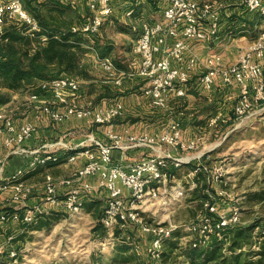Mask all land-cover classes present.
Masks as SVG:
<instances>
[{"label":"built area","instance_id":"built-area-1","mask_svg":"<svg viewBox=\"0 0 264 264\" xmlns=\"http://www.w3.org/2000/svg\"><path fill=\"white\" fill-rule=\"evenodd\" d=\"M90 14L85 20L72 27L73 32L96 34L105 20L114 12V0H86ZM123 1L127 5L126 15L132 16L135 8L132 6L138 0ZM243 5L249 11H259L264 14V0H162V17L154 22L142 23L140 35L134 50L141 57L139 74L144 76L149 84L144 88V95L150 103L158 108H168L170 101L187 94L188 85L201 68L198 86L211 91L220 82L226 86L238 84L239 93L233 107L234 115L240 117L250 112L260 103H264V29L259 36L243 51L238 60L226 65L223 56L218 51H210L202 56L196 49V44L216 41L220 37L222 11L228 5ZM17 18L25 25V30L31 36H37L42 30L38 19L28 11L23 0L0 1V28L6 18ZM42 35L43 41L48 40ZM95 50V48L93 47ZM96 58L103 69L112 77L116 84H122L125 77L131 76V71L121 69L109 56L96 52ZM44 90L65 89L77 94L80 91V81L71 75L63 74L40 83ZM38 94H33L36 98ZM39 112L50 115L55 121L63 122L72 116L87 118L95 123H109L123 115L124 105L116 102L109 107H94L92 103L81 105L77 102H66L63 108L56 102H48L39 107ZM229 119V118H228ZM227 122L226 117L217 115L211 123ZM36 125L32 121L17 125L13 115L6 110H0V134H6L5 143L9 146L20 144L33 136ZM109 136L111 144L101 141L94 142L78 149L67 156L69 162L86 158V162L64 179H57L48 173L45 179L46 201L52 206H62L68 212H79L84 206V193L92 189L91 177H98L99 184L108 190L107 205L103 211L101 222L106 229H121L138 233L149 238L146 244L141 240L131 239L134 252L137 255L148 254L153 260L161 262L165 240L172 237L176 228L161 221H150L147 212L162 205L165 210L171 209L189 189L198 186V176L204 172L208 185L214 182H224L227 173V162L224 160L206 162L202 159L204 153L197 156L180 157L175 152L180 149L192 151L198 148L199 138L185 140L182 133V123L173 120L170 129L154 134L128 133L120 134L111 128ZM129 143L125 147H135L147 144L154 147L160 143L171 145L167 153H150L142 160L122 165L114 163L113 149L123 147L122 141ZM6 157L0 155V181L6 169ZM61 157L53 154L36 155L31 166L58 162ZM192 163L186 177L190 178L187 188L177 183L175 174L170 171L171 163L179 166ZM25 169L20 168L11 175L12 197L16 202L24 203L33 190L23 176ZM66 185L63 198L60 197V187ZM7 187L6 184H4ZM207 197L197 220L190 227V238L193 246L209 243L213 237L224 239V230L242 221V210L238 203L230 204L223 209L221 203L212 195L209 186L205 189ZM222 194V192H221ZM27 206V205H25ZM45 210L40 205L25 207L23 220L33 222ZM7 214L1 218L6 219ZM15 218H19L16 214ZM138 231V232H136ZM1 248V245H0ZM1 250V249H0ZM13 254L14 251H12ZM137 264H152L148 261H138Z\"/></svg>","mask_w":264,"mask_h":264},{"label":"rangeland","instance_id":"rangeland-1","mask_svg":"<svg viewBox=\"0 0 264 264\" xmlns=\"http://www.w3.org/2000/svg\"><path fill=\"white\" fill-rule=\"evenodd\" d=\"M30 1L32 6L41 10L42 18L51 22L53 15H60V11L53 8L56 1L70 3L76 7H73L70 16H67L68 13L64 15L66 18H71L74 24H81L90 14L86 0ZM24 4L26 6V0H24ZM132 6L135 7L132 16L126 18L125 11L120 9L119 14L117 12L115 16H110L105 20L98 33L79 35L80 39L75 40L77 44H73L74 46L66 50L65 64L71 57L73 67L65 73L80 81L83 93L86 96H92V105H95L97 99L100 98V96H95L99 85L107 87L109 95H112L113 86L116 83L94 59V51L90 45L95 46L101 55L111 57L120 67L126 68L135 56L133 47L138 35L140 19L154 22L162 17L161 12L157 8L151 7L147 0H138ZM32 13L34 14V12ZM255 13L259 15L260 12ZM257 24L259 27H253V31H251L254 39L264 28L263 16H261V20H257ZM133 25L137 27V30L132 28ZM3 30L4 27H1L0 31ZM41 41L43 42L42 39ZM31 45L33 48L36 47L37 41H33ZM19 47V53H22L27 46L19 45ZM216 51L220 52L224 58V50ZM29 59L28 55L24 56L26 64ZM190 86L189 83L188 87ZM34 88L30 86L10 91V100L15 94L17 95L15 103H26L33 94ZM192 89L189 88L188 94L184 97L170 101L168 108L151 107L149 100L143 97L146 105L141 109V116L138 118H141L142 114L147 117L153 133L167 131L173 120H179L182 123L183 137L185 139L199 138L200 144L192 151L183 149L176 151L178 156L184 157L188 154L203 152L202 159L206 162L221 160L227 162L228 171L225 175L227 182H214L212 185H208L212 195L221 203V207L225 210L230 204L238 203L241 206L243 223L264 217V201L249 200L247 197L250 193L264 189V103L256 105L254 109L240 117L228 109L229 112L225 114L230 118L229 122L222 120L211 123L212 117H215L218 111L214 107L217 106L215 101H220V98L213 100L210 95L214 91L209 93L203 89L196 88L198 91ZM215 91L219 92L218 89ZM230 92L229 94L226 90L225 94H229L227 105L231 106L230 102L234 103L233 100L237 97L233 96L238 94V91L234 89ZM129 103L131 104L130 101ZM11 108L12 110L8 108L7 112L15 114L17 109ZM133 118V122L138 120L137 117ZM68 163L69 165L66 166ZM75 163L66 159L55 163L58 166H54V163L48 165L36 175L34 174L35 176L32 178H26L27 183L33 184V189H36L39 183H43L48 172L55 177L56 175H70L73 172V166H78ZM81 164L83 165V163ZM189 165L190 163L187 162L179 166L171 163L170 167L175 174L177 183L186 188L190 186V178L185 176ZM196 189L187 190L185 195L168 211L162 205H157L152 212L146 213L148 220L173 225L180 233V237L171 240L177 243L176 247L171 248L170 241L164 245V254L162 253L161 260L164 264H190L186 253L190 238L189 227L197 220L203 207L200 200L201 192ZM30 197L24 201V205L32 206L29 204ZM107 198L104 189L95 193L93 199L98 203L101 213L107 205ZM91 201L93 200L87 201L79 212H68L62 206H44L45 211L51 212L50 223L41 228L30 226L27 229L28 226L25 227L22 224L20 228L16 226L18 231H15V227L9 229L4 223L8 222L7 220L0 223V264H137L138 261L158 264L159 261L153 260L148 254L137 255L134 252L131 244L132 238L141 240L143 244L149 240L140 232L132 233L130 232L131 228L125 230V235L123 232H118L117 229H107L105 233L94 231L99 219L94 214L93 207L90 205ZM25 229L27 232H24ZM262 230H264V219L263 223L256 227L255 233L259 234ZM22 234L23 236H21ZM129 234L132 237L130 239L127 238ZM124 245L129 246L127 252L119 249ZM259 247L258 244H255L254 249H259Z\"/></svg>","mask_w":264,"mask_h":264},{"label":"crops","instance_id":"crops-1","mask_svg":"<svg viewBox=\"0 0 264 264\" xmlns=\"http://www.w3.org/2000/svg\"><path fill=\"white\" fill-rule=\"evenodd\" d=\"M123 1L125 0H114L115 9L110 16H115L117 12L119 14L120 9H122L123 12L125 11L124 15H126L127 5L123 4ZM161 1L162 0H147L150 6L157 8L162 15L163 5H161ZM135 3H137V1ZM86 4L88 6L87 1ZM255 12L256 11H249L244 6L241 5H228L227 8H225L222 11L221 14L222 23H221V31H220L219 39L216 41H210L205 43L203 42L197 44L196 47L197 51L202 56H205L210 51H216L221 49V51L224 50V55H225L223 59L224 63L226 65L234 63L236 60H238L240 53L245 51L249 47V45L256 39V38L254 39L253 35L251 34V31H253L252 30L253 27L256 28L259 27L257 21L255 22L253 21L254 20L253 15H255ZM126 18H128V16ZM140 21L141 23L139 24L138 30L136 26L133 25L132 27L138 32L137 38L140 35L142 23L148 20L140 19ZM137 38L135 40V44ZM45 42L46 41H43V43ZM93 47L95 48V50L93 49ZM134 47H133V51L135 52ZM90 48H92L94 51L93 53L95 56L94 59L99 63V61L96 58V52L99 53V51L93 45H90ZM117 65L119 66V64ZM140 65H141V57L135 53L133 60H131L128 63L126 68H122L119 66L123 70L131 71V76L125 77L122 84L120 85L114 83L115 85L113 86L114 89L112 95L111 94L109 95L110 93L108 91L109 89L102 85H99L100 87H98L99 89L95 93V96H100V98L97 99V103L93 105L94 107H109L115 104L116 102L123 103L124 113L123 115H121L120 117L114 120L112 126L109 123H95L89 121L87 118H79L77 116H72L70 119L63 122H57L50 115L39 112V107H41L45 103L52 101L56 102V106L59 107L60 109L65 106V101L77 102L81 105H87L88 103H93L92 96L90 95L86 96L81 88L80 91L77 92V94H73L71 91L65 89H59V90L42 89L41 92H37L39 94L36 98L32 97L33 94H36V92L34 91L31 97L29 98L28 102L18 103L19 105L15 103L17 95L14 94L11 100L7 101L4 104L0 103V110L7 111L8 108L12 110L11 107L17 109L14 112L15 114L10 113L11 115L14 116L17 125H20L28 121H32L36 125V130L33 136L26 139L24 142L20 144L9 146L5 143L6 134H0V155L5 156L7 159L6 169L2 174L0 181V223L7 220L8 222H4V223L9 227V229L15 227L14 229L15 231H18V228L16 226H19L20 228L21 225L20 219L15 218L17 212L12 216L7 217L6 219L1 218L2 214L6 212L5 209L8 210L10 208V209L18 210L24 208L25 206L24 205L25 203L16 202L12 197L13 190H12L11 175L15 173L18 169L24 168L25 174L23 176V179L27 182L26 178L28 179L32 178L42 168H45L46 166L51 165L53 163L55 166L56 165L55 163H58V162H48L46 164H37L35 166H31L30 165L31 161L36 155L53 154V155H58L59 157H61L62 160H66L69 154L70 155L73 154L78 149L83 148L86 145H92L96 141H101L102 143L105 144H111L112 139L109 136V130L111 128L114 130V132L120 134H125L126 132L130 134L153 133L150 128L149 119L143 116V114L141 118H138V116H141L140 115L141 109L144 108L146 105L144 98L148 99L144 95L143 90L149 84L148 80L144 76L139 74ZM201 72H203L202 68L197 73L194 74V76L190 81L191 86L188 87V89L193 88L192 90L195 89V91H198L196 90V88H198L199 90L203 89L198 86V78ZM233 86L234 88H232ZM233 86H226L225 84L220 82V79H218V84L215 89L211 91H207L203 89L204 91L209 93L214 91V93L210 95L213 97L214 101L220 98V101L219 100L215 101L217 106L214 107L218 110L216 116L222 115L226 117L227 121L230 118L227 117L225 113L229 112L228 109L231 112H233V107L236 102L237 99L236 97L238 94H235L233 96L236 99L233 100L234 103L230 102L231 106L227 105L228 104L227 97L231 93L230 92L231 90L235 89L239 93L238 84L235 83ZM216 89H218L219 92L218 91L216 92L215 91ZM226 90L228 91L229 94L228 93L225 94ZM129 94H131V96H128ZM129 101L131 102V104L129 103ZM150 106L155 107L151 103ZM133 117H137L138 120L133 122L134 120ZM213 118L214 117H212V119ZM191 139H195V138H188L185 140L189 141ZM128 143H129L128 141L123 140L122 141L123 147H115L113 149L114 163L129 165L142 160L146 155L150 153H167L172 150L171 145L166 143H160L159 145H156L154 147L147 146V144H139L136 145L135 147H125ZM93 149L96 150L94 144H93ZM202 153L203 152L193 153L191 155L188 154L186 156L194 157ZM74 162H76L75 164H78V166L77 167L75 165L73 166V172L77 170L79 167H81L82 165L81 163L84 164L86 162V158H82V159L79 158ZM67 165H69V163L66 164V166ZM73 172L67 176L56 175V178L57 179L68 178L73 174ZM48 173H46V175ZM46 175L44 177L43 183H39L37 185V188L32 190V194L29 199V204H32V206L40 205L43 207V209L44 206L46 205L52 206L50 203L46 201V197H45ZM90 181L92 182L93 187L92 189L84 193V204L89 200H94L93 198L95 196V193H98L100 189L101 190L104 189L106 195L108 196V190L105 187L100 186L98 177H91ZM4 184H6L7 187H5ZM67 188L68 187H66V185H62L60 187L61 198L65 196V192Z\"/></svg>","mask_w":264,"mask_h":264},{"label":"trees","instance_id":"trees-1","mask_svg":"<svg viewBox=\"0 0 264 264\" xmlns=\"http://www.w3.org/2000/svg\"><path fill=\"white\" fill-rule=\"evenodd\" d=\"M218 1L230 2L231 0ZM25 7L29 12H34L32 14L37 19H40L38 21L42 30L37 36H31L26 32L25 25L20 20L14 17L6 18L2 26L4 30L0 31V103L10 100V91L23 87L33 86L36 94H39L37 92H41L43 89L40 85L41 81L69 72L73 67V61L70 57L68 63L65 64L66 50L74 46L73 44H77L75 42L80 39L79 35L84 34L73 32L72 27L76 24L72 23L73 20L71 18L64 17L65 13L70 16L73 7H75L70 3L65 4L56 1L53 8L60 11V15H53L52 22L43 19L41 10L32 6L30 0H26ZM53 8L52 10H54ZM253 16V21L255 22L258 19L261 20V16L264 17V14L260 12L259 15L255 13ZM44 34L49 37L45 43L41 41V36ZM35 40L37 41V46L33 48L31 44ZM19 45L27 46L24 52L19 53ZM25 55L30 58L27 64L24 61ZM193 164L194 162L190 163L189 168L193 167ZM171 172L173 173V171ZM206 180V174L204 172L200 173L196 190L201 192L200 200L202 205L205 197H207L205 189L208 187V183ZM247 197L249 200L264 201V189L250 193ZM90 205L99 219L94 231L105 233L107 229L101 222L103 212L101 213L96 200L91 201ZM5 211L7 214L6 218L17 212L21 225L28 226L27 229L30 226L41 228L50 223L51 212L44 211L35 221L29 223L23 220L25 208L18 210L9 208L8 210L5 209ZM263 219L264 217H259L248 223L241 221L232 225L224 230V239L213 237L206 245L193 246L192 242L188 241L186 253L190 264H264V230L259 234L255 233L256 227L263 223ZM117 230L122 232L121 229ZM24 232H27V230L25 229ZM175 237H180V233L176 228L173 230L172 237L165 240V244L170 241L171 248L176 247L177 243L171 241ZM255 244L260 246L259 249H254ZM128 248V245L119 247L120 250L125 252L129 250Z\"/></svg>","mask_w":264,"mask_h":264}]
</instances>
